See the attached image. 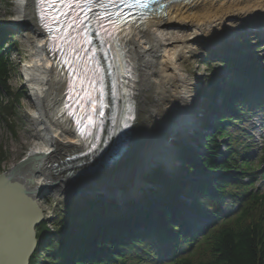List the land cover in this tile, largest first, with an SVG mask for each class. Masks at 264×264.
Instances as JSON below:
<instances>
[{
	"label": "trees",
	"instance_id": "trees-1",
	"mask_svg": "<svg viewBox=\"0 0 264 264\" xmlns=\"http://www.w3.org/2000/svg\"><path fill=\"white\" fill-rule=\"evenodd\" d=\"M1 40L0 115L11 95V60ZM226 54L217 56L227 72L225 81L218 84L210 74L204 95L210 103L220 99L217 124L204 136L203 151L185 155L181 166L191 178L156 174L150 178L157 185L152 201H128L121 211L116 202L103 207L95 200L90 211L71 213L55 233L42 229L45 264H264V187L256 186L264 177V144L253 156L250 145L229 130L241 133L254 107L264 116V60ZM180 151L187 152L183 146ZM188 211L210 219L186 234L181 216ZM35 256L31 264H37Z\"/></svg>",
	"mask_w": 264,
	"mask_h": 264
},
{
	"label": "bare ground",
	"instance_id": "bare-ground-1",
	"mask_svg": "<svg viewBox=\"0 0 264 264\" xmlns=\"http://www.w3.org/2000/svg\"><path fill=\"white\" fill-rule=\"evenodd\" d=\"M148 4L146 5L149 8H142L143 15L124 33L125 45L123 48L120 47L118 55L120 62L111 53L113 61L111 65L108 59L101 58L96 61L102 67L94 68L100 70L98 72L100 79L106 81L109 87L116 83L117 93L114 104L119 106V113H124L125 118L127 113L133 116L132 109L128 107L130 100L132 106L141 104L138 90L141 91L143 82L161 86L164 84L165 92L157 99L158 108L152 109L154 117L160 120L159 128L163 129V133L166 131L170 135L178 133L185 135L195 130L190 136L193 139L201 133H207L209 128L207 121L202 123L203 119L198 125V100L194 95L198 84L195 80H190L183 75L181 59L186 51H191L193 41L209 43L217 36L227 34L233 29H243L253 22L264 25V0H157ZM64 8L55 1L49 13L63 20ZM12 9L14 13L12 24L32 31L30 58L23 63L21 76L28 99L26 109L31 127L27 133L32 131L33 133L30 134L36 136V142L30 147L26 158L36 155L39 159L26 166L23 172L15 173L12 168L0 174H6L13 182L20 184L27 191V195L36 200V196L42 193V188L58 192L73 191L67 182L58 180L55 174L56 169L52 170V165H69L71 169L80 161H84L83 166H91V162L97 163L96 161L100 160L99 156H95L96 160H94L85 153L105 140L106 131L95 130L94 124L88 121L87 109L93 107L90 102H94L92 92H90L85 113L81 105L68 100L71 84L70 70L81 61H85L87 57L81 56L65 61V56L60 53L51 56L49 51L53 40L46 31L51 28L54 17L48 14L47 9L45 10L49 17L46 19L47 30L44 32L40 26L38 0H14ZM103 24L107 22L104 21ZM127 26L129 25H126L122 31L119 29L121 34ZM182 28L187 31H179L180 35H178L177 30ZM116 32H113V36L108 41H98L93 36V41L88 45L99 44L102 50H108L111 41L118 39L121 35H115ZM103 34V37L107 35ZM85 55L88 56V51H85ZM63 62L67 64V67L63 66ZM89 64L94 65V62L90 61ZM75 73L77 77L81 75L80 65ZM91 77V71L83 67V77L77 89L84 87L85 80L90 82ZM72 78L75 77L72 76ZM88 81L85 83V91L91 89V83L88 84ZM109 90L108 87L102 89L104 93ZM206 93L207 90L201 92V97L204 98ZM142 104H145L144 98H142ZM75 109H78L77 113ZM115 113L116 111H113V114ZM13 135L20 137L16 131ZM204 136H201L202 142H204ZM153 145L156 146L149 144L145 147L135 171L147 167L146 164L153 163L156 158L168 167L173 165L171 148L163 141ZM121 146H123L122 142L119 147ZM180 146H184L183 143ZM1 150H5L4 147ZM158 151L162 154L160 157L155 156ZM74 172L75 170L72 171ZM131 175L134 177V174L131 173ZM135 176L140 178L139 175ZM138 190L137 188V191H134L138 195L132 199L149 197L152 200V193L155 192L153 188L144 192ZM102 201L105 204L114 202L113 199ZM128 201L131 203L129 198H122L118 203L121 207H125ZM191 216L182 215L181 217L186 222ZM199 217L197 216L196 219ZM194 223H188L185 229L195 227Z\"/></svg>",
	"mask_w": 264,
	"mask_h": 264
},
{
	"label": "rangeland",
	"instance_id": "rangeland-1",
	"mask_svg": "<svg viewBox=\"0 0 264 264\" xmlns=\"http://www.w3.org/2000/svg\"><path fill=\"white\" fill-rule=\"evenodd\" d=\"M13 1L0 0V38L2 39L3 48L11 60L9 78L11 95L6 99L7 105L0 115V173L6 170L9 171L25 159L30 147L36 142V136L30 134L32 131L29 134L27 133L31 127L27 118L28 110L26 109L28 99L21 76L22 65L30 58L32 31L12 24L14 20ZM253 23L243 29H233L227 34L217 36L209 43L193 41L191 51H186L185 56L181 59L180 63L183 68L181 72L183 75L190 80H195L198 84V88L194 92L199 108L197 110L198 125L201 119H203V122L207 121L208 131L213 126L212 111L214 109L217 111L218 108L216 107H220L221 102L217 98L210 103L207 99L202 98L200 93L206 90L209 92L208 77L212 72H214L213 75L216 77L218 84L225 81L227 72L224 63H222V57L217 58V56L222 53H227L225 58L234 57L235 53L237 55L253 54L254 57L264 60V25ZM179 31L185 32L187 30L185 28L178 29L176 32L178 35H180ZM164 86V84L161 86L160 84L148 82L142 83L141 91L138 90L141 104H134L133 106V116L127 127L128 131L126 139L123 140V146L116 153V156L104 165L91 171H86L89 168L88 165L82 166L84 161L77 162L76 166L71 169L69 165H52V170L56 169L55 174L59 178L58 180L61 179L63 182H67L71 185L73 191L58 192L42 188V193L36 196V202L44 217V221L37 227L38 234L44 228L50 230V233H55L60 225L62 226V221L68 219L71 213L82 215L88 210L90 211L92 201H101L103 207H105L102 200L106 197L104 198V194H100V190L118 193L119 196L112 197V199L118 204L119 209L123 208L125 210L126 207H121L118 202L122 198H129L131 203H135V200L128 197L129 194L122 197L121 193L125 191L134 192L137 191V188L141 192L147 191L149 188L157 189L155 181L150 180L156 174H164L172 179L178 176L183 179L191 178L186 170L181 169V166L184 163L185 155L187 156L190 153L196 155L198 152L203 151L201 136H204V134L201 133V135L199 134L192 139L190 136L195 130L185 135L179 133L170 135L166 131L163 133V129L159 128L158 125L160 120L154 117L152 109L158 108L157 99L162 97L165 92ZM142 98L145 99L144 105L142 104ZM207 103L212 105V111H210ZM247 116L248 118L240 125V130L243 133H236L234 128L229 130L246 145L249 144L251 146L250 151L256 155L259 144L263 143L264 139V119L258 109L251 111ZM15 131L20 137L13 135ZM160 141L171 148L173 165L168 167L163 161L160 162L156 158L153 163L146 164L147 167L135 171L145 147L149 144L156 146L153 144ZM128 143L129 146L127 147ZM182 143L184 150L187 152L180 151V144ZM2 146L5 150H1ZM160 155L162 154L158 151L155 156L160 157ZM73 170H75L74 173H72ZM131 173L134 174V177H131ZM135 175H139L140 178H136ZM256 186L259 188L264 186V179L258 181ZM148 199L150 198L148 197ZM139 203L141 202L135 204ZM151 203L153 204V202ZM38 239V247L31 257V263L36 255V263L45 264V239L43 240L40 237Z\"/></svg>",
	"mask_w": 264,
	"mask_h": 264
},
{
	"label": "water",
	"instance_id": "water-1",
	"mask_svg": "<svg viewBox=\"0 0 264 264\" xmlns=\"http://www.w3.org/2000/svg\"><path fill=\"white\" fill-rule=\"evenodd\" d=\"M110 142L112 141L109 140L106 150ZM106 150L100 152L103 153ZM102 158H99L97 163L92 162L86 171L95 170L112 159L110 155L107 159ZM38 159V156L30 155L13 167L14 172H23L26 166ZM100 194H104L105 199L119 196L118 193L105 190H100ZM126 194L132 198L138 195L136 192L121 193L122 197ZM42 220V211L36 200L27 195V191L20 184L13 182L6 174H0V264H31V257L39 243L37 227Z\"/></svg>",
	"mask_w": 264,
	"mask_h": 264
},
{
	"label": "snow or ice",
	"instance_id": "snow-or-ice-1",
	"mask_svg": "<svg viewBox=\"0 0 264 264\" xmlns=\"http://www.w3.org/2000/svg\"><path fill=\"white\" fill-rule=\"evenodd\" d=\"M137 2H139V0H137ZM143 6H147V5H143Z\"/></svg>",
	"mask_w": 264,
	"mask_h": 264
}]
</instances>
